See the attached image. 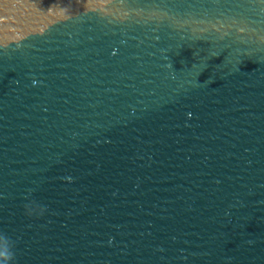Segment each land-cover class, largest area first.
<instances>
[{
	"label": "water",
	"instance_id": "obj_1",
	"mask_svg": "<svg viewBox=\"0 0 264 264\" xmlns=\"http://www.w3.org/2000/svg\"><path fill=\"white\" fill-rule=\"evenodd\" d=\"M264 107V0H119Z\"/></svg>",
	"mask_w": 264,
	"mask_h": 264
},
{
	"label": "clouds",
	"instance_id": "obj_2",
	"mask_svg": "<svg viewBox=\"0 0 264 264\" xmlns=\"http://www.w3.org/2000/svg\"><path fill=\"white\" fill-rule=\"evenodd\" d=\"M36 189L29 188L23 197V213L30 219H42L48 213V205L35 196ZM18 237L14 238L4 229H0V264H18Z\"/></svg>",
	"mask_w": 264,
	"mask_h": 264
}]
</instances>
